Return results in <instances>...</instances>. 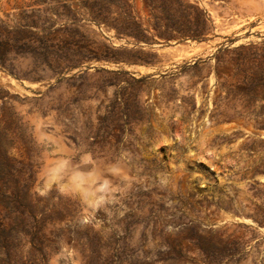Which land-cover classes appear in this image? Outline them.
<instances>
[{
    "label": "rangeland",
    "instance_id": "obj_1",
    "mask_svg": "<svg viewBox=\"0 0 264 264\" xmlns=\"http://www.w3.org/2000/svg\"><path fill=\"white\" fill-rule=\"evenodd\" d=\"M263 227L264 0H0V264H264Z\"/></svg>",
    "mask_w": 264,
    "mask_h": 264
},
{
    "label": "trees",
    "instance_id": "obj_2",
    "mask_svg": "<svg viewBox=\"0 0 264 264\" xmlns=\"http://www.w3.org/2000/svg\"><path fill=\"white\" fill-rule=\"evenodd\" d=\"M183 37H184V39H186V38H190V39H199V38H200V36H198V35H196V34H188V35H185V36H183ZM137 40L140 41L141 39H138V38H137ZM254 221H256V220H254Z\"/></svg>",
    "mask_w": 264,
    "mask_h": 264
},
{
    "label": "water",
    "instance_id": "obj_3",
    "mask_svg": "<svg viewBox=\"0 0 264 264\" xmlns=\"http://www.w3.org/2000/svg\"><path fill=\"white\" fill-rule=\"evenodd\" d=\"M264 228V227H263Z\"/></svg>",
    "mask_w": 264,
    "mask_h": 264
}]
</instances>
